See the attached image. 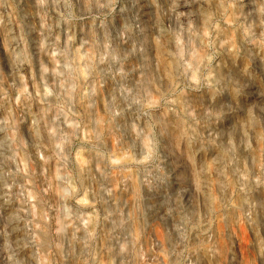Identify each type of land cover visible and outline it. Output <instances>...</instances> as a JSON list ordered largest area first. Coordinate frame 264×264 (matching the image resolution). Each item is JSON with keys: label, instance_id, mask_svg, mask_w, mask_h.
<instances>
[{"label": "clouds", "instance_id": "obj_1", "mask_svg": "<svg viewBox=\"0 0 264 264\" xmlns=\"http://www.w3.org/2000/svg\"><path fill=\"white\" fill-rule=\"evenodd\" d=\"M0 264H264V0H0Z\"/></svg>", "mask_w": 264, "mask_h": 264}]
</instances>
